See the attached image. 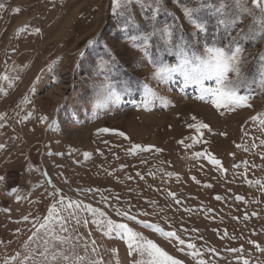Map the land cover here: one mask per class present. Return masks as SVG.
<instances>
[{
    "label": "rangeland",
    "instance_id": "obj_1",
    "mask_svg": "<svg viewBox=\"0 0 264 264\" xmlns=\"http://www.w3.org/2000/svg\"><path fill=\"white\" fill-rule=\"evenodd\" d=\"M260 33L251 0H0V264H171L149 240L184 264H264ZM237 46L239 104L214 106L215 77L159 72Z\"/></svg>",
    "mask_w": 264,
    "mask_h": 264
},
{
    "label": "snow or ice",
    "instance_id": "obj_2",
    "mask_svg": "<svg viewBox=\"0 0 264 264\" xmlns=\"http://www.w3.org/2000/svg\"><path fill=\"white\" fill-rule=\"evenodd\" d=\"M124 5H131V4H137L140 5L141 7H144V0H113L114 4V10L119 9L121 7V4ZM158 2V0H157ZM241 2V0H237V3ZM251 3L253 5H257L262 12H264V0H251ZM146 11L151 10L150 6L149 9H145ZM16 11H19V9H16ZM185 11L188 13L189 18L191 17V12L195 10H187ZM243 11L248 12L249 9L245 8ZM159 9H155L153 12V16L158 14ZM223 23V21H221ZM195 27H202V25H194ZM128 29V23H126L123 26V31H127ZM243 31V30H242ZM155 34V32L152 33H147L146 35L143 36V40L145 41V48L150 47L149 41L151 37ZM264 34V33H260ZM169 36L172 35L171 32L168 33ZM131 39L135 41L137 39L136 36H132ZM89 44L92 43V41L88 42ZM242 50L237 46L235 48V51L232 52L231 55H229L224 48H218V47H209L207 48L208 52V58L204 60H200L199 57H196V59L199 61L196 65L192 66L189 64V61L186 57V54L181 50V56L184 57L181 59V62L178 66L176 67H162L159 69L160 73L163 74H171L174 72H183L184 76L186 78L192 79L195 82H201L205 77L212 78L215 77V83L216 87L214 88H206L203 91L210 95L212 97V103L214 104L215 107L221 108L224 106H230L234 104H239L243 97H238L236 95V92L233 90V81L228 80L227 74L229 71H233L237 74L240 73L241 68H240V57L237 55V53L241 52ZM83 54V53H82ZM5 79L7 77H4ZM205 97L201 96L200 99L203 100ZM151 100V94L149 93L146 96V102ZM250 106V105H247ZM196 117L193 116V119ZM0 127H3V125H0ZM189 127H192L191 124H189ZM198 129H208L210 127L209 124L201 122L198 126ZM98 132H108L109 129L103 128V129H98ZM123 135V133H121ZM223 135V134H222ZM5 145L0 144V149H3ZM136 147H140L137 145ZM153 146L149 145L147 146L146 150H151ZM156 151H160V149H155ZM197 156L201 155V153H196ZM209 159L211 160V163L213 165H220L221 161L214 156H209ZM5 177H0V180H4ZM259 183V181H257ZM170 195H175L170 193ZM217 199H220L218 196ZM240 200H243L244 197H239ZM63 201H61L62 203ZM179 203V201H177ZM90 211L92 213H97L99 210L94 207H90ZM100 216H104L103 212H99ZM120 215H125L128 216V219L130 221H135L137 218L136 216H131L128 213H120ZM56 216V207L53 206L50 210V213L47 217L44 218V223L40 225L41 228H45L49 225L51 221H53L54 217ZM25 220L28 219V217L24 218ZM80 221L77 220V223ZM141 223L146 227V228H151L153 225L149 224L147 221H141ZM107 226H108V234L115 233L117 235H127V237L131 240L134 237L140 236V233H136L133 231L132 228L129 227L127 223H117L114 220H107ZM161 232H163V235L166 237H177V233L174 231H166L164 232L163 229H159ZM177 239H179L177 237ZM150 250H153V253H159L160 256H163L166 258L167 261H170L171 264H184L183 261L174 259L170 255H168L166 252H164L161 248L157 246V244L151 240L148 242ZM179 243L183 245L185 241L183 239H179ZM255 243V242H252ZM190 248L194 247V245L189 244L188 245ZM212 251H215L214 249ZM231 252H238L240 251L239 249L236 248H231L229 249ZM199 264H205L203 260L199 262ZM245 264H248L247 261H245Z\"/></svg>",
    "mask_w": 264,
    "mask_h": 264
}]
</instances>
